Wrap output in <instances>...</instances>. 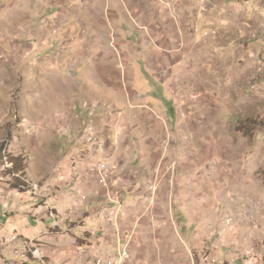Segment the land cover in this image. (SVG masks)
I'll return each instance as SVG.
<instances>
[{"label": "rangeland", "instance_id": "374dc122", "mask_svg": "<svg viewBox=\"0 0 264 264\" xmlns=\"http://www.w3.org/2000/svg\"><path fill=\"white\" fill-rule=\"evenodd\" d=\"M3 138L0 264H264V0H0Z\"/></svg>", "mask_w": 264, "mask_h": 264}, {"label": "trees", "instance_id": "16d2710c", "mask_svg": "<svg viewBox=\"0 0 264 264\" xmlns=\"http://www.w3.org/2000/svg\"><path fill=\"white\" fill-rule=\"evenodd\" d=\"M9 140L7 138L0 139V165H8L3 176H9V181L13 188H18L21 192H25L31 188V183L26 179L25 165H19L20 157H13L9 153ZM46 264V262L40 263Z\"/></svg>", "mask_w": 264, "mask_h": 264}, {"label": "built area", "instance_id": "2783aa9c", "mask_svg": "<svg viewBox=\"0 0 264 264\" xmlns=\"http://www.w3.org/2000/svg\"><path fill=\"white\" fill-rule=\"evenodd\" d=\"M89 140H91V137H89ZM100 151V146H96L93 154L94 156H97L99 154ZM89 167V172H87V177L89 179V176L92 174L94 176H96L99 180L100 183L107 185L109 182V178H110V173H111V168L108 164V162L104 159H99V160H93L91 162H89L88 164ZM264 259V258H263ZM113 259H102L97 261L96 264H114Z\"/></svg>", "mask_w": 264, "mask_h": 264}, {"label": "crops", "instance_id": "0c3cea01", "mask_svg": "<svg viewBox=\"0 0 264 264\" xmlns=\"http://www.w3.org/2000/svg\"><path fill=\"white\" fill-rule=\"evenodd\" d=\"M101 143H103V145L105 144V150L103 149V150H101L100 152H99V154L97 155V156H94V154H93V152H92V157H91V160H96V158L97 159H104V160H106L107 162H108V159H107V157L105 156L106 154V152H107V150H106V143H104L103 141H101ZM77 151H79L80 152V150H77ZM82 152H83V150H82ZM88 153H89V155H91V151L89 152V151H87ZM108 164H109V162H108ZM111 173H112V171H111ZM111 173H110V175H111ZM79 182H82V180H80V181H78V183ZM99 256H101V257H99V259H97V258H95L94 260H93V263L94 264H96L97 263V261H99V260H102V259H107V258H111L110 256H109V254H107V252H105V253H103V254H100ZM97 259V260H96ZM82 262H78L77 264H81ZM35 264V263H34Z\"/></svg>", "mask_w": 264, "mask_h": 264}]
</instances>
